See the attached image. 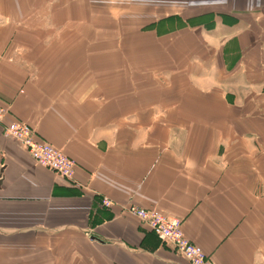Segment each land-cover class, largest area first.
I'll list each match as a JSON object with an SVG mask.
<instances>
[{"label":"crops","instance_id":"crops-1","mask_svg":"<svg viewBox=\"0 0 264 264\" xmlns=\"http://www.w3.org/2000/svg\"><path fill=\"white\" fill-rule=\"evenodd\" d=\"M0 5V264H190L128 203L178 217L213 264H264V0ZM13 120L73 180L7 136Z\"/></svg>","mask_w":264,"mask_h":264},{"label":"built area","instance_id":"built-area-1","mask_svg":"<svg viewBox=\"0 0 264 264\" xmlns=\"http://www.w3.org/2000/svg\"><path fill=\"white\" fill-rule=\"evenodd\" d=\"M5 114L6 108L0 103V122ZM3 130L7 136L16 140L37 164L49 169L62 179L73 180L76 162L61 149L39 137L30 125L13 120L5 123ZM102 203L106 206L112 204L107 198H103ZM123 211L146 224L161 241L182 254L190 264H213L200 246L185 237L178 217L155 209L140 208L132 203L124 206Z\"/></svg>","mask_w":264,"mask_h":264},{"label":"rangeland","instance_id":"rangeland-1","mask_svg":"<svg viewBox=\"0 0 264 264\" xmlns=\"http://www.w3.org/2000/svg\"><path fill=\"white\" fill-rule=\"evenodd\" d=\"M0 7H1V5H0ZM174 10H175V9L157 10V11H155V14L153 15V17H144V20H142L141 18H140V20L142 21V23H149V24H152V23H153L152 21L154 20V18H159V17H161V16H159V17L156 16L157 14L161 15V14H160L161 12H162V13H164V12L168 13V12H173ZM3 15L6 16V14H3ZM129 18H130V16H127V17L125 16V17H122V18L119 20V23H121L122 26H121V29H120V30H117V31H120V32L126 33V34H128V35H129L130 32H134V34H136V30L130 28V24L128 23V22H130ZM230 19H232V16H230V18L228 17V15H225V16L223 17V20H230ZM1 20H6V18L0 14V25H1ZM131 20H134V21H133L134 23L137 22L135 17H131ZM104 21H107V24H106V27H105V33H106V35L112 34V33L114 32V30L117 29L116 26H115V20H114V19H110V20L105 19ZM151 22H152V23H151ZM148 28H149V27H148ZM150 29H151V28H150ZM143 31H146V29L143 28ZM126 38H127V39L123 41V44H124L126 47H135V45L137 44V40H135L136 38L134 37V38L132 39V37H129V36L126 37ZM131 39H132V40H131ZM142 43H143V44H147V43H148V44L151 45V44H152V41H151V40H148V42H146V40H143ZM163 47L166 48V49H169L170 51H171V48H172V47H170V45H169V46H163ZM188 59H189V58H187L185 61H187ZM218 108L221 109V108H222V105L219 104ZM129 204H131V203H128V204H126L125 206H127V205H129Z\"/></svg>","mask_w":264,"mask_h":264}]
</instances>
